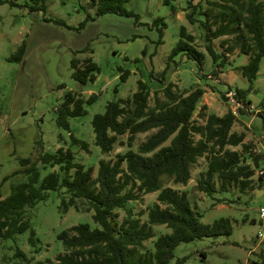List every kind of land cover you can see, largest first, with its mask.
<instances>
[{"label": "trees", "instance_id": "1", "mask_svg": "<svg viewBox=\"0 0 264 264\" xmlns=\"http://www.w3.org/2000/svg\"><path fill=\"white\" fill-rule=\"evenodd\" d=\"M32 1L34 4L30 11H46L47 0ZM91 1L96 6L97 16L114 13L135 17L136 20L140 18L125 7L129 0ZM202 1L194 3V0H190L192 11L186 17L191 24L200 22L205 30V47L215 65L213 75L218 76L223 68L230 65L229 55L236 47L232 45L220 50L214 38L241 32L244 40L239 47L248 56V62L242 66V75L251 86L249 89L237 88L236 92L239 100L247 104V95L258 77L264 58V0H206L210 5L220 8L216 15L220 24L216 28L211 23V9H203ZM1 3L3 0H0ZM198 15H203L205 19H200ZM44 19L48 20L45 16ZM91 19L88 15L80 28ZM55 22L67 25L60 19ZM153 25L160 31L161 38L167 26L165 19L158 17ZM136 37L138 35L133 38ZM195 41V35L183 25L166 66L158 74L152 70L148 79L139 78L135 92L128 97L109 101L105 112L94 116L92 126L95 144L104 155L113 152L122 136L129 135L128 145L132 147L139 134L154 131L139 145L137 151L130 149L119 155L115 162L101 160L96 178L93 168L86 169L75 162L72 148L89 151L90 146L71 133L70 119L85 116L87 107L97 102L98 95L92 93L85 97L81 92H65L63 103L56 109V121L61 129L70 133V146L49 152L45 151L41 141L37 143L39 147L35 159H19L20 170L14 175L25 176L26 181L12 184L6 197L0 193V240H15L18 235L29 232V244L35 253H40L41 240L31 225L28 212L47 200L50 192L62 190H65L62 199L64 212L70 208L80 211L79 200L86 201L88 211H94L93 220L100 228L92 229L89 224H81L61 232L58 240L62 242L65 253L57 256V264H169L182 243L232 235L233 226L229 219L221 218L213 224L203 223L201 214L193 209L185 192L163 185L164 179L175 185H188L192 180L193 167L201 158H205L208 170L201 174L198 181L201 192L213 196L219 191L227 192L231 184L238 186L241 192L254 190L253 177L263 157L253 156L255 168L247 165L242 154H247L252 144L245 142V134L232 132L238 118L231 111L222 117L201 114L202 122L195 120L204 94L201 86L179 91L175 83L167 82L170 66L179 54L194 60L203 70L206 53L195 46ZM26 51L27 43L23 41L11 59L24 61ZM92 53L93 48L89 43L75 50L71 60L72 78L82 85L95 82L100 72ZM79 54L86 55L80 57ZM130 74V70L121 69L120 79L125 82ZM155 78L162 86L153 89ZM115 92L118 93V87ZM223 97L226 98L224 94ZM202 110H206V107ZM169 141L170 144L165 146ZM238 146H242L243 153L230 149ZM56 167L59 168L58 172H51L41 179V169ZM216 177L219 178L220 188ZM263 178L259 177L258 184L263 182ZM136 189L145 195L158 193L157 203L150 209L146 223L135 218L128 208L129 203L139 197ZM217 201L222 203L220 199ZM118 210L127 212L122 223L117 221ZM155 225L166 226L172 233L160 236L154 242V250L143 254L140 251L145 247V242L153 239L152 226ZM15 249L14 258L19 260L18 264L27 262L26 253L18 245ZM185 261L186 258L179 260L178 264ZM36 264L54 262L47 260ZM254 264H264V261Z\"/></svg>", "mask_w": 264, "mask_h": 264}, {"label": "rangeland", "instance_id": "2", "mask_svg": "<svg viewBox=\"0 0 264 264\" xmlns=\"http://www.w3.org/2000/svg\"><path fill=\"white\" fill-rule=\"evenodd\" d=\"M189 1L129 0L125 3V7L139 15V20H136L135 17L114 13L97 16L96 6L91 0H47L45 12L30 11L34 4L32 0H3L0 4V193L2 196L10 193L12 184L26 181L25 176H16L14 173L20 170V158L35 159L38 142L42 141L45 151L49 152L70 146V133L61 129L56 121V109L63 103L67 90H80L85 97H89L92 93L98 95L97 102L87 107L85 116L70 119L71 133L76 138L88 142L90 146L89 151L73 147L76 163L84 165L86 169L93 168L96 178L101 160L115 162L119 155L125 154L128 150L137 151L139 145L154 131L139 134L132 147L128 145L129 135L122 136L113 152L104 155L95 144L93 118L96 114L105 112L109 101L118 97H128L135 92L139 78L148 79L152 70L158 74L166 66L168 57L180 38V29L183 25L195 35V46L207 55L203 66L205 73L194 60L179 54L170 66L167 82H172L171 79L177 80L178 84H175L179 91H189L193 86L209 80L211 83H218L214 77L208 76L212 74L214 67L213 59L205 47V30L200 22L191 24L186 17L187 13L192 11ZM198 1L194 0V3ZM202 6L203 9H211V23H214L215 28L218 27L220 23L216 15L220 8L210 5L206 0L202 1ZM88 15L92 19L80 28L81 22L85 21ZM44 16L48 20H45ZM158 17H163L167 24L161 38L160 31L156 26H152ZM198 17L205 19L203 15ZM59 19L65 21L67 25L55 22ZM134 35L138 37L133 38ZM24 39L27 43L24 61L11 59ZM243 40L241 32L214 38L213 41L220 50L232 45L236 46L229 55L230 65L224 68L226 73L228 69L234 70L246 62L247 55L241 52L239 47ZM223 41L228 42L223 43ZM89 43L93 48L92 56L99 65L100 72L95 82L82 85L71 76V60L75 50ZM85 55L79 54L80 57ZM121 69L131 71L125 82L120 79ZM178 69L180 72L177 74ZM153 81V89L162 86L156 78ZM61 85L65 87H60ZM217 85L221 91H227L231 87L234 90L249 89L251 86L243 75H239L231 87L227 84ZM116 87L118 93L115 92ZM248 94L251 95L255 108L262 110L263 115L258 113L250 116L249 113H245L243 118L246 124L253 119L245 131L254 141L251 147L253 149L258 147L264 153V104L260 105L264 102V58L261 61L258 77ZM219 95L218 97L209 95L208 102L228 104L223 93ZM153 97L151 105L154 104ZM223 107L226 108V105ZM253 112H256V109ZM201 114L208 115L209 112L207 109L206 112L197 111L194 116L196 121L202 122ZM169 144L170 141L165 146ZM242 155L247 165L253 163L252 151L248 150L247 154ZM261 169L260 165L256 173ZM207 170V160L201 158L193 167L192 180L188 185H175L167 179H164L163 185L185 192L193 209L201 214L203 223L213 224L221 218L229 219L233 226L232 235L182 243L175 250V256L169 264H178L179 260L185 258L183 264L263 262L264 238L261 235H264V221L260 217L259 209L264 206V195L258 197L253 189L243 194L238 186L231 184L228 193L222 194L219 191L215 193L217 195L208 196L198 189L201 174ZM54 171L58 172L59 168L41 169V179ZM215 180L220 188L219 178L216 177ZM135 191L139 197L131 201L128 208L132 210L135 218L146 223L150 209L157 203L158 193L145 195L139 193L137 189ZM64 192L65 190L50 192L47 200L40 202L28 212L31 225L41 240L39 244L42 247L41 252H34L28 241L29 232H26L18 235L15 240H0V264H18L19 260L14 258L16 245L28 257V261L24 264H36L47 260L57 264V256L65 253L62 242L58 240L61 232L81 224H89L92 229L100 228L93 220L94 211H88L89 205L86 201L79 200L80 211L70 208L64 212L62 208ZM218 199L222 200V203H219ZM116 213L119 223L127 217L125 210H118ZM152 232L153 239L145 242V247L140 251L143 254L153 251L154 242L162 235L171 234L172 230L166 226L155 225L152 226Z\"/></svg>", "mask_w": 264, "mask_h": 264}, {"label": "crops", "instance_id": "3", "mask_svg": "<svg viewBox=\"0 0 264 264\" xmlns=\"http://www.w3.org/2000/svg\"><path fill=\"white\" fill-rule=\"evenodd\" d=\"M180 16V15H179ZM23 41H26L25 39L23 40ZM22 41V42H23ZM25 55H26V53H25ZM207 56V55H206ZM206 56H205V58H206ZM25 57V56H24ZM248 62V56H247V60H246V62L245 63H243L241 66H239V67H236V68H234V70H230V69H228L227 70V73L225 72V69L223 68L222 70H221V72L219 73V81H218V83H220V84H227V85H229L228 87H231L232 85V83L237 79V77L239 76V75H242V66L244 65V64H246ZM204 64H205V60H204ZM204 66V65H203ZM213 67H215V65H214V63H213ZM71 70H72V66H71ZM72 72H73V70H72ZM177 74L180 72V70L178 69L177 71ZM176 72H174V73H176ZM203 72L205 73V71L203 70ZM170 72H168V74H169ZM174 73H173V75H174ZM71 76H72V73H71ZM175 76V75H174ZM172 80V82H174V83H176V84H178V82H177V80H174V79H171ZM220 81H222V82H220ZM77 82V81H76ZM218 83H215V82H213V83H211L210 82V80H209V82L207 81V82H205V83H203V84H198L199 86H201L203 89H204V94H203V96H202V100H201V102H200V104H199V106H198V110L197 111H199V110H202V108L203 107H206V109H207V111L209 112V114L208 115H211V114H215V115H217V116H220V117H222V116H224V115H226L229 111H230V106L228 105V104H226V103H217L216 101H214L215 103H213V104H211L210 102H208V97H209V95H212L213 97L214 96H217L218 97V95H219V93H223L224 94V92L226 91H221V90H219V88H218ZM232 88V87H231ZM73 91H80V90H74V89H72ZM80 92H82V91H80ZM85 96V95H84ZM220 96V95H219ZM87 97V96H86ZM247 98H248V101L250 102V103H252L253 105H254V103H253V101H252V98H251V95H247ZM262 104H264V102H261L260 103V105H262ZM224 105H226V108H224L223 106ZM213 110V111H212ZM218 111H220L219 113H218ZM205 112H206V110H205ZM259 113V115L261 114V115H263V111L262 110H259V109H257L256 108V112H253V113H250L249 115L250 116H253V115H255V114H258ZM207 115V116H208ZM245 116V114H242L241 116H240V118H238V122L233 126V128H232V132H235V133H238V134H245L246 135V139H245V142H247V143H250V144H252L253 145V142L254 141H252L251 140V138H250V136H248L246 133V131H245V129H248V127L247 126H250V124L252 123V120H251V122L250 123H248V124H246L245 123V121H244V117ZM255 144L258 146V143H256L255 142ZM257 149H258V147H256ZM59 149V148H58ZM73 149V148H72ZM230 149L232 150V151H237V152H239V153H243V148H242V146H238V147H230ZM251 149H253V148H251ZM251 149H249V151H251ZM261 152V155L260 156H263L261 159V161H260V165L262 166V169H264V153L262 152V151H260ZM250 165H253V167L252 168H255V166H254V163H252V164H249V166ZM261 169V170H262ZM257 170V169H256ZM258 173V172H257ZM257 173L255 174V176L253 177V180H254V182H255V189H254V193L255 194H257V196L258 197H261L262 195H264V191H263V188H264V178H263V182L261 183V184H258L257 182H258V179H259V177H258V175H257ZM259 187H261V188H259ZM249 190H246V191H244V192H241V193H246V192H248ZM229 191H227V192H222V194H224V193H228ZM215 195H217V194H215ZM7 195H4L3 197H6Z\"/></svg>", "mask_w": 264, "mask_h": 264}, {"label": "built area", "instance_id": "4", "mask_svg": "<svg viewBox=\"0 0 264 264\" xmlns=\"http://www.w3.org/2000/svg\"><path fill=\"white\" fill-rule=\"evenodd\" d=\"M208 76L211 77V78L214 77V80L219 81V79H218L219 75L216 76V75L210 74ZM224 95L226 97V101H228V104L230 105V111L237 118L240 117L239 114H241V115L245 114V113H249L250 114V113H253L254 109H256L255 106L252 103L249 102V103L245 104L242 101H240L236 90H234L232 88H229L227 91H225ZM251 151L256 156H260L261 155L260 150L257 149V148L251 149ZM257 175H258V177H264V169L258 171ZM259 211H260V214H261L260 217L264 221V206L261 207L259 209ZM261 236H263L262 238H264V235H261Z\"/></svg>", "mask_w": 264, "mask_h": 264}]
</instances>
